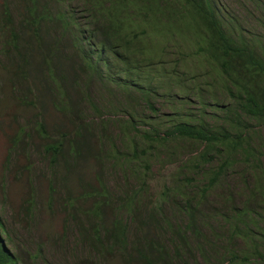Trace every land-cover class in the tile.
I'll list each match as a JSON object with an SVG mask.
<instances>
[{
  "label": "trees",
  "instance_id": "16d2710c",
  "mask_svg": "<svg viewBox=\"0 0 264 264\" xmlns=\"http://www.w3.org/2000/svg\"><path fill=\"white\" fill-rule=\"evenodd\" d=\"M219 1L3 0L0 40L10 96L32 112L15 131L11 151L18 146L26 152L29 145L50 166L47 197H39L29 180L27 196L16 210L17 222L33 220L41 209L52 216L54 204L60 210L62 192L63 204L79 212L76 240L106 264L113 254L122 264H264V23L258 18L263 34L253 35ZM180 39L184 46L177 44ZM168 44L170 49L179 47L182 57L207 60L216 88L229 96L220 112L205 101L190 111L194 96L185 98V110L165 113L159 122L143 116L146 107L158 110L150 72L164 63L160 55L168 53ZM92 81L110 92L112 87L120 90L123 102L104 108L122 117L105 118L90 94ZM50 105L61 114L60 123L52 126L45 117ZM89 105L95 115L91 120L83 109ZM109 124L119 129L115 137L106 133ZM173 143H189L190 159L182 160L183 176L163 192L160 202L170 200L183 220L164 219V230L158 211L146 210V217H139V233L130 238L128 223L108 210L137 215L132 203L145 193L147 161L163 152L172 159ZM103 155L132 175L142 172L145 180L137 192L113 199L102 168L95 185L83 184L80 169L89 161L102 167ZM229 174H237V186ZM75 178L86 189L78 195L70 187ZM89 198L92 203L86 207ZM6 201L2 196L1 202ZM6 230L0 214V264H39L45 258L41 243L36 252L26 253L4 237ZM163 232L169 237L163 239ZM48 239L60 240L59 247L68 240L65 234Z\"/></svg>",
  "mask_w": 264,
  "mask_h": 264
},
{
  "label": "rangeland",
  "instance_id": "374dc122",
  "mask_svg": "<svg viewBox=\"0 0 264 264\" xmlns=\"http://www.w3.org/2000/svg\"><path fill=\"white\" fill-rule=\"evenodd\" d=\"M2 2L3 0H0V4ZM219 2L221 9L225 10L230 16L239 17L244 21L247 27L252 28L254 30L253 35L259 32L263 34L258 20L262 19V23H264V0H220ZM63 3L64 1L61 2V4ZM61 4L56 2L57 6ZM78 5L81 7L80 2H78ZM12 13L14 17L17 16L14 7H12ZM260 40L264 42V38ZM184 42L185 41L180 39L177 44L181 47L185 45ZM171 47L172 44H168V53L160 55L164 63H161L160 66L155 67L154 70L150 72L152 81L157 85L156 96L155 99L153 98V103L158 110L153 112L146 107L147 110L143 109V116L148 119L150 118L151 121L159 122L165 113H173L175 109L185 110L187 107L186 103L188 102L185 98L191 99L194 96L197 97L193 99L195 103H191L190 111L195 109L196 112L198 110V104L196 103L205 101L207 105H213V109L211 110L220 112V109L226 105L229 96L225 91L216 88L217 83L212 79V74L208 72V70L212 71V69L207 63V60L202 56L198 59H193L195 56L190 55L188 57H182L178 54L179 47L170 49ZM188 49L189 48H186L185 50L187 53H189ZM7 67L8 61L2 52L0 40V181L1 178L5 179V181L0 182L2 185L0 189V214L2 215L5 228H7L6 232H4V237L10 242H15L24 247L26 253L27 251L31 253L36 252L37 244L41 243L45 258H41L38 261L39 264H106V262L94 252L90 251L85 245L80 244V242L76 240L79 230V220L76 217L79 216V212L76 211V209L73 210L71 205L63 204L64 194L62 192L58 194L61 197V199L60 197L58 198L60 210L58 206L54 204V213H52V216L47 213L49 212L48 210L41 209L38 211L37 215L34 213L33 220L17 222L16 210L27 196L29 180L35 185L39 197L42 199L44 198V200L45 197H47L50 166L48 158L36 155L29 145H27L26 152H22L21 147L18 146H14L16 151H11L13 148V146H11V140L15 131L18 130L27 119L32 117V112L30 109H27V107L16 104L14 99L11 98L10 90L12 89L8 84L5 74V69H7ZM188 89H190V91H188ZM90 90V94L96 106L104 110L105 118H112L115 121L114 115L122 117L121 112L117 113V111H113L111 108L109 109V106L104 108L109 102H113L115 105L123 102V95L120 90L112 87L113 92H110L104 85L93 81ZM13 91L15 95H19L16 90ZM142 106L143 104L139 105L137 112L142 110ZM92 108L91 105L83 107L86 115H89V118H86L88 120L95 118L94 109ZM45 117L47 122L52 126L57 122L60 123L59 119L61 114L54 106L50 105L45 111ZM118 132L119 129L117 125L115 127L109 124L108 129H106V133L110 136L115 137ZM117 142V146H121L119 137L117 138ZM190 147L191 145L189 143L180 145L173 143L170 148V151L174 153L172 159H167L165 152L155 154L154 157L151 156L148 159L149 168L148 170L144 169L147 170L145 175L148 177L147 187L143 188L145 193L142 190L141 194H144L132 203L138 207L137 215H134L131 210L130 212L123 211L118 213H115L114 209L108 210L111 215L117 214L128 223L130 238L139 233V217L145 218L146 210L155 209L158 211L160 218H162L163 224H161V226L164 230H168L164 219L178 223L183 220V213L178 211L170 200H168V202L166 200L164 204L161 203L160 200L164 197L163 192L169 186H172L173 183L175 185L178 177L181 178L183 176L185 171L181 168L183 163L182 160L190 159L189 155L186 153L187 149ZM193 149H195V146H193ZM107 150H110V148H107ZM103 159L104 161H101L103 164L102 167H100L98 163H94V161H89L80 169V172L84 175L85 181H83V184L85 186H87L86 181L92 182L94 185L96 184L95 175L98 170L102 168L106 187L111 192L113 199H118L126 193H132L133 191L137 192L139 190L142 181L145 180L144 177L140 176L142 172L139 171L136 175H132L128 170L124 171L122 167L111 162L104 157V155ZM27 165L29 167L28 170H24V166ZM21 167H23V169ZM18 168H20V172L17 171ZM190 171L193 172L192 170ZM15 175H17L16 179ZM229 175L234 178L235 185L237 186V181L235 179L237 174ZM36 176L37 179L34 182ZM232 180L233 179L227 180L226 183H230ZM76 181V178L73 179V182H71L73 185L70 183V187L76 191L74 194L78 195L82 190L86 189H83V185L78 186ZM225 186L226 185H224V187ZM4 195L7 197V201L3 204L1 200ZM179 198L183 199L184 197L179 195ZM84 203L86 207H89L92 200L90 198L85 199ZM157 203L161 205V207L156 209L155 205ZM44 204H46V202H44ZM213 205L217 207L219 203H214ZM206 206L211 208L209 203H207ZM22 224L23 226H28V230L24 228ZM58 234H65V237L68 238V240L64 242V247H59L60 240L52 243L48 239L49 236L54 237ZM167 237H169V235L163 232L162 238L166 239ZM236 244L239 248L243 246L241 242ZM107 264H122V262L116 259L113 254Z\"/></svg>",
  "mask_w": 264,
  "mask_h": 264
}]
</instances>
